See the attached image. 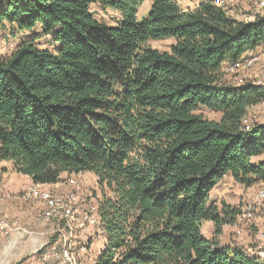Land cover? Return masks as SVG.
Returning a JSON list of instances; mask_svg holds the SVG:
<instances>
[{"label":"trees","instance_id":"16d2710c","mask_svg":"<svg viewBox=\"0 0 264 264\" xmlns=\"http://www.w3.org/2000/svg\"><path fill=\"white\" fill-rule=\"evenodd\" d=\"M144 2L0 0V25L41 27L55 45L32 36L0 56V160L35 183L98 178L106 242L96 264H264L221 243L240 211L211 200L226 175L264 183V123L243 122L264 89L223 71L264 45V14L244 21L213 0H151L138 19ZM95 3L120 23L98 20ZM163 38L175 39L170 50L149 44Z\"/></svg>","mask_w":264,"mask_h":264},{"label":"rangeland","instance_id":"374dc122","mask_svg":"<svg viewBox=\"0 0 264 264\" xmlns=\"http://www.w3.org/2000/svg\"><path fill=\"white\" fill-rule=\"evenodd\" d=\"M185 1L190 3V6H186L190 9L189 7H192L193 1L198 4L200 0H180L182 3ZM237 5L242 17L257 14L256 8L246 0H238ZM150 7L151 0H145L139 9L138 19H143L148 14ZM91 10L98 20L109 25H118L121 21V14L112 8H104L95 3L91 6ZM32 36L37 37L36 42L39 46L54 49L55 45L51 36L45 34L41 27L32 30H18L16 26L8 22L0 25V56L9 55L20 41ZM174 42V38H163L150 40L149 44L159 50H170ZM260 54V58L252 61L245 68L236 71L235 75L227 70L231 63L226 62L223 65L225 81L235 85L237 76L243 77L247 82L264 78V53L261 52ZM201 112L211 119H219L221 116V112L205 107L201 108ZM246 119L248 124L252 126L256 123H264V102L251 106ZM259 159L260 157L256 156L253 162L255 163ZM76 174L74 173L71 177L82 180L85 196L92 194L97 198L101 197L99 180L93 173ZM66 177H69V175L67 174ZM2 180L1 178L0 221H8L10 225L6 229L0 228V264H64L58 256L61 253V245H63L65 235L69 234L67 229L63 232L64 223L47 222L40 218L41 203L35 199L25 197L23 194L24 189L31 182L16 181L8 183ZM228 182H231L227 191L228 197L221 199L223 190L230 184ZM262 187H264L262 182L252 186H244L234 181H221L212 190V201L220 204L221 201L226 202L229 200L231 201L230 205L237 207L241 213L238 214L234 223L224 226L225 233L224 235L221 234L219 238L222 244H227L223 243L222 240L228 241L232 239V235H235L238 243L244 244L246 247L250 246L255 251L260 248L264 249V200L260 201L257 197L258 191ZM57 188L63 189L65 185H60ZM88 199L90 198L88 197ZM251 203L256 206V210L249 216L245 214V211ZM204 231L205 233L210 232L209 236H211L214 231V224L205 225ZM105 242L106 237L102 227H97L92 238L88 241L86 250L81 249L80 242L74 244L75 254L77 255L74 264H96Z\"/></svg>","mask_w":264,"mask_h":264},{"label":"built area","instance_id":"2783aa9c","mask_svg":"<svg viewBox=\"0 0 264 264\" xmlns=\"http://www.w3.org/2000/svg\"><path fill=\"white\" fill-rule=\"evenodd\" d=\"M237 1L238 0H213V2L221 7L229 16L236 19L252 21L257 15L264 14V0H246L257 10V14L255 13L246 17H242ZM261 52L264 53V46L262 48L256 47L247 50L246 53L243 54L244 56H242L239 61L231 63L227 70L236 74V71L245 68L246 65L260 58ZM246 82L247 81H245L243 77L237 76L235 86L242 85ZM251 83L264 89V78L254 79ZM243 122L247 129L252 126L248 124L246 116L244 117ZM82 173L84 172L77 173L76 175ZM72 175L74 174H71L63 182V185H65V188L63 189H58L56 183V185H52L32 182L23 191L25 197L35 199L41 203L40 218L43 221L62 222L65 225L63 232L65 229L69 231V234L65 235L63 245H61V253L58 254L64 264H74L77 256L75 254L74 244L80 242L81 249L86 250L88 241L92 238L96 228L101 227L99 215L100 197L97 198L92 194L85 196L82 187V180L77 179L76 177H71ZM88 197L90 199H88ZM257 197L260 201L264 200V187L259 189ZM255 210L256 206L251 203L249 204V207L246 208L245 214L251 216ZM9 225L10 223L8 221H0L1 229H6ZM247 252L264 258V249L262 248L255 251L254 248L249 247L247 248Z\"/></svg>","mask_w":264,"mask_h":264},{"label":"crops","instance_id":"0c3cea01","mask_svg":"<svg viewBox=\"0 0 264 264\" xmlns=\"http://www.w3.org/2000/svg\"><path fill=\"white\" fill-rule=\"evenodd\" d=\"M183 8H185V9H188L186 6H190V3H188V1H185V2H180V0H176ZM203 0H200L199 1V3L197 4L196 2V4L194 3V1H193V3H192V7H189L190 9H194V8H196L201 2H202ZM264 45H259L258 47H260V48H262ZM246 53V52H245ZM244 53V54H245ZM0 178H2L3 180L2 181H7L8 183H11V182H16V181H26V183H28V182H33V180H32V178L30 177V176H28V175H24V174H21V173H19V172H17L16 170H14V168H13V162H11V161H1L0 160ZM67 175V174H66ZM66 175L64 174L63 175V178H62V181H60V182H58V183H56L58 186L59 185H63V182L66 180ZM222 181H234L235 182V180H234V178H233V176L232 175H226L225 176V178L222 180ZM230 183V184H229ZM56 184H52V185H56ZM228 184H229V186H227L224 190H223V193H222V197H221V199L222 198H224L225 197V199H226V197H228V195H227V191L229 190V187H230V185H231V182H228ZM30 185V184H29ZM29 185H27V187L29 186ZM26 187V188H27ZM25 188V189H26ZM24 189V190H25ZM225 199H223V200H225ZM227 203H229V204H231V201H229V200H227L226 201ZM207 224H213L212 222H205L204 223V225H203V233L204 234H207V235H209L210 234V232L209 233H205V231H204V227H205V225H207ZM211 226V225H210ZM255 228V227H254ZM225 231V227L223 228V233H222V235H224V232ZM232 239H230V240H228V241H225V240H222V242L223 243H227L228 245H231L232 247H237V248H239V249H241V250H243V251H246L247 252V248H249V247H246V245H244V244H241V243H238V241H237V239L235 238V235H232V237H231ZM232 240V241H231ZM237 241V242H236Z\"/></svg>","mask_w":264,"mask_h":264}]
</instances>
